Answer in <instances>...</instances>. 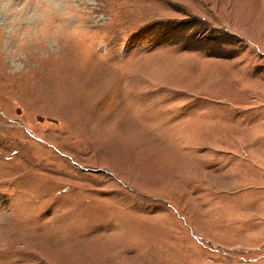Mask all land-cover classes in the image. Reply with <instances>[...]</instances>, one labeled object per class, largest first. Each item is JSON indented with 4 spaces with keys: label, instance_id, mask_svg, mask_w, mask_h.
<instances>
[{
    "label": "rangeland",
    "instance_id": "1",
    "mask_svg": "<svg viewBox=\"0 0 264 264\" xmlns=\"http://www.w3.org/2000/svg\"><path fill=\"white\" fill-rule=\"evenodd\" d=\"M0 264H264V0H0Z\"/></svg>",
    "mask_w": 264,
    "mask_h": 264
}]
</instances>
